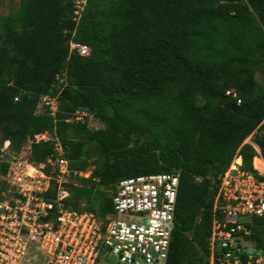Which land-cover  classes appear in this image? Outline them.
Masks as SVG:
<instances>
[{
  "label": "trees",
  "instance_id": "16d2710c",
  "mask_svg": "<svg viewBox=\"0 0 264 264\" xmlns=\"http://www.w3.org/2000/svg\"><path fill=\"white\" fill-rule=\"evenodd\" d=\"M78 1L19 0L0 17V178L14 157L46 164L58 140L72 170L91 171L68 206L104 218L119 180L177 172L167 264H208L221 175L239 148L250 170V135L264 157V0H85L77 14ZM262 223L248 239L264 252Z\"/></svg>",
  "mask_w": 264,
  "mask_h": 264
},
{
  "label": "built area",
  "instance_id": "2783aa9c",
  "mask_svg": "<svg viewBox=\"0 0 264 264\" xmlns=\"http://www.w3.org/2000/svg\"><path fill=\"white\" fill-rule=\"evenodd\" d=\"M85 0L77 2L79 11ZM70 50L89 55L86 44L72 42ZM229 94V92H227ZM51 114L56 100L44 97ZM87 112L76 114L77 120ZM264 124V119L261 125ZM253 146L249 172L242 169L240 148L220 177L213 203L208 264H264V252L249 241L248 224L262 220L264 236V157ZM46 133L35 142L48 141ZM9 148L5 141L0 156ZM14 169L0 178V264H167L179 174L137 175L119 180L112 192V211L104 218L68 206L70 184L91 171L72 170L60 142L46 164L35 165L14 157ZM24 166L25 170H19ZM30 169V170H28ZM34 171V172H33ZM53 190V196H48Z\"/></svg>",
  "mask_w": 264,
  "mask_h": 264
},
{
  "label": "rangeland",
  "instance_id": "374dc122",
  "mask_svg": "<svg viewBox=\"0 0 264 264\" xmlns=\"http://www.w3.org/2000/svg\"><path fill=\"white\" fill-rule=\"evenodd\" d=\"M18 10H19V0H2L0 2V17H4V16H7L9 14L15 13ZM262 80H263L262 77L259 74H256V81L259 84L262 83ZM89 124H90V127L92 129H104V127H105L103 125V123L99 122L95 118H93V119L91 118ZM242 169L244 171L249 172V169H245V168H243V166H242ZM19 170H25L24 166H21V168ZM28 170H30V169H28ZM107 194L109 195L110 192L108 191Z\"/></svg>",
  "mask_w": 264,
  "mask_h": 264
}]
</instances>
